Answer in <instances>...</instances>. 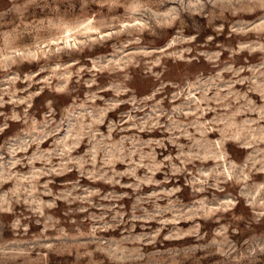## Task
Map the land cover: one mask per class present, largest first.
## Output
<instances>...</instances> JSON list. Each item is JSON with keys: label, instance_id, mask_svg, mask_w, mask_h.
Returning <instances> with one entry per match:
<instances>
[{"label": "rangeland", "instance_id": "obj_1", "mask_svg": "<svg viewBox=\"0 0 264 264\" xmlns=\"http://www.w3.org/2000/svg\"><path fill=\"white\" fill-rule=\"evenodd\" d=\"M0 264H264V0H0Z\"/></svg>", "mask_w": 264, "mask_h": 264}]
</instances>
